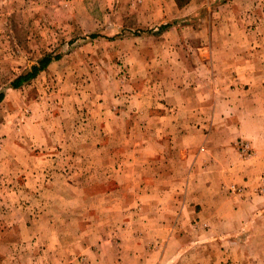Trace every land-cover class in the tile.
Listing matches in <instances>:
<instances>
[{
	"label": "rangeland",
	"instance_id": "rangeland-1",
	"mask_svg": "<svg viewBox=\"0 0 264 264\" xmlns=\"http://www.w3.org/2000/svg\"><path fill=\"white\" fill-rule=\"evenodd\" d=\"M48 55L60 57L12 87ZM0 94V264H104L107 241L167 236L148 219L183 216L169 208L184 190L168 196L172 180H142L129 159L143 117L179 113L165 136L178 168L190 139L209 168L251 170L264 148V0H0ZM232 178L221 189L238 202L252 189Z\"/></svg>",
	"mask_w": 264,
	"mask_h": 264
},
{
	"label": "crops",
	"instance_id": "crops-1",
	"mask_svg": "<svg viewBox=\"0 0 264 264\" xmlns=\"http://www.w3.org/2000/svg\"><path fill=\"white\" fill-rule=\"evenodd\" d=\"M201 109L203 110V107ZM234 109V113H242L239 107ZM178 115L175 109H170L165 114L153 118L143 117V125L136 126L143 132L142 138L136 140L137 154L129 159L135 158L137 161V177L142 180L150 176L172 180V184L170 182L168 186V196L177 193L178 189L184 190L185 201L179 204L171 203L169 208L182 209L183 216L176 226L170 224L169 220L165 224L160 222V214L158 218L154 216L153 219H148V223H152L153 227H169L167 236L154 232L132 237L126 235L119 244L117 241L112 244L107 241L108 244L104 247L108 248V251L99 257L100 263L264 264V196L254 193L259 177L264 174V148L256 150L251 170H248V164L244 163L215 169L206 164L209 161L208 155L200 153L198 156V151L194 153V147L198 149L202 143L188 139L181 144L183 156L178 168L174 158L177 140L165 138L182 126L176 123ZM183 127L194 129L192 124H184ZM195 129L198 130L197 126ZM244 134L245 127L241 124L234 140L244 137ZM223 145H230V142L227 144L221 141L216 148L219 149ZM204 147L208 151L207 144ZM227 151L235 155L229 146ZM150 164H154L152 169ZM152 170L158 174H150ZM232 176H235L238 183L252 189L246 197H236L238 202L230 199L235 195H225L221 189L223 179L229 184L234 181ZM209 178L214 184L212 189L203 186V180ZM177 180H180L179 185ZM142 184L140 192L142 191L145 197L141 204L144 210H147L149 200L146 196L156 191L151 190L145 181ZM158 207L154 206V209ZM143 219L147 218L144 216Z\"/></svg>",
	"mask_w": 264,
	"mask_h": 264
},
{
	"label": "trees",
	"instance_id": "trees-1",
	"mask_svg": "<svg viewBox=\"0 0 264 264\" xmlns=\"http://www.w3.org/2000/svg\"><path fill=\"white\" fill-rule=\"evenodd\" d=\"M169 26H161L160 30L163 31L165 29H167ZM96 36H92V38H94ZM60 56H52V55H48L44 58H42L38 64H36L35 66L32 67V69L27 72L26 74L18 77L12 84V87L14 89H18L21 88L23 85H25L26 83L31 82L32 80H34L42 71H44L53 61L59 59ZM4 95L0 94V102L3 100Z\"/></svg>",
	"mask_w": 264,
	"mask_h": 264
}]
</instances>
